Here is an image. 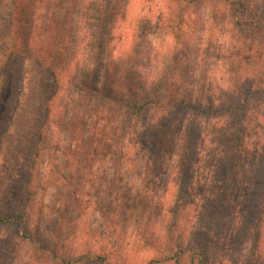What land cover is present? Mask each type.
Wrapping results in <instances>:
<instances>
[{
	"label": "rangeland",
	"instance_id": "obj_1",
	"mask_svg": "<svg viewBox=\"0 0 264 264\" xmlns=\"http://www.w3.org/2000/svg\"><path fill=\"white\" fill-rule=\"evenodd\" d=\"M12 3L0 0V214L22 218L0 223V264H189L192 253L264 264V215L254 229L252 209L264 183V0L239 12L197 1L179 42L172 0H74L69 14L44 0L40 37L49 13L65 20L56 81L33 61L2 71ZM173 91L222 108L191 120L184 167L191 115L154 107ZM130 100L147 108L132 115ZM166 244L182 252L162 261Z\"/></svg>",
	"mask_w": 264,
	"mask_h": 264
},
{
	"label": "trees",
	"instance_id": "obj_2",
	"mask_svg": "<svg viewBox=\"0 0 264 264\" xmlns=\"http://www.w3.org/2000/svg\"><path fill=\"white\" fill-rule=\"evenodd\" d=\"M44 0H13L11 6V12L9 14V31H8V44L6 47L2 48V59L4 58V64L2 66V71L7 69L8 66L15 61L19 60L20 64L25 63L26 61L36 62L40 69L46 71L52 78V81H56V71L59 66H56V61L58 58L56 57L57 50L59 51L63 41L65 40V35L62 34L63 31V18H56L55 14L49 13V16L46 19V28L44 32V36L40 37L37 32L40 29V26H35V16L37 14V3H43ZM74 0H60L58 5L59 8L64 5H69L67 14L70 12V6H72V2ZM197 1L200 0H172L175 3V7L172 9V15H170V28L174 34V37L177 42L180 41L181 38V25L184 19V16L187 12L188 7H193L196 5ZM226 2L229 4H233L236 7L237 11L239 10L242 0H217ZM239 12V11H238ZM38 21V20H37ZM29 27V34L25 40L21 41V34L26 31ZM33 31V33H32ZM1 78V74H0ZM2 80L0 79V83ZM148 102H134L130 100L128 103L126 101V108L130 111L132 115H138L143 112L147 108ZM154 107H162L163 112L170 113H181L191 115L189 117V123L186 125L187 134H186V143L183 147V157L181 160V166H186L187 160V149L192 141V135L194 128L192 127L191 120H195L194 118L207 117L210 115H214L216 112H221L222 108L218 110L213 107L212 102L210 100H205L202 97H193L189 93H185L182 95V92L178 93L173 91V93L166 94L162 97L160 102H157ZM153 105L151 108H154ZM229 109V108H228ZM41 134V132H40ZM41 136V135H40ZM40 138L36 142L37 150L39 148ZM259 163L263 165V173L264 175V150H262L259 155ZM264 182V181H263ZM255 201L253 203L252 209L253 213V222L254 229H259L260 222L263 219L264 213V183L260 186L259 189L254 193ZM13 218H22V214H0V223H5ZM174 223V222H172ZM171 225V224H170ZM167 231H170V226L167 227ZM181 247L179 246H171L166 244L161 250L162 253V261L170 260L177 258L174 255L180 254ZM194 254L192 253L189 259V264H192L194 259H196V264H202L201 259L194 258ZM199 257L202 258V255L199 253ZM204 257V256H203ZM90 256L84 254L77 258H73L72 260H65L64 264H70L72 262H84L89 260ZM153 260H151L148 264H152ZM175 264H180L179 259L175 260Z\"/></svg>",
	"mask_w": 264,
	"mask_h": 264
}]
</instances>
